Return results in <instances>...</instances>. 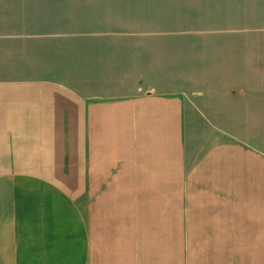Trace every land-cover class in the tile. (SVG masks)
<instances>
[{
  "label": "crops",
  "instance_id": "1",
  "mask_svg": "<svg viewBox=\"0 0 264 264\" xmlns=\"http://www.w3.org/2000/svg\"><path fill=\"white\" fill-rule=\"evenodd\" d=\"M11 2L0 264H264L262 42Z\"/></svg>",
  "mask_w": 264,
  "mask_h": 264
},
{
  "label": "rangeland",
  "instance_id": "2",
  "mask_svg": "<svg viewBox=\"0 0 264 264\" xmlns=\"http://www.w3.org/2000/svg\"><path fill=\"white\" fill-rule=\"evenodd\" d=\"M23 0H12L10 10H20ZM96 0H90L93 2ZM261 0H100L93 5L92 19L109 17L113 22L152 26L185 39L216 41L250 39L262 42L256 51L264 56V6ZM244 4L251 8L244 15ZM88 15V14H87ZM83 13L76 17L84 18ZM85 23L84 20H75ZM90 22V21H89Z\"/></svg>",
  "mask_w": 264,
  "mask_h": 264
}]
</instances>
